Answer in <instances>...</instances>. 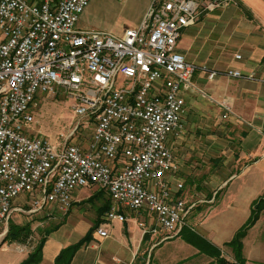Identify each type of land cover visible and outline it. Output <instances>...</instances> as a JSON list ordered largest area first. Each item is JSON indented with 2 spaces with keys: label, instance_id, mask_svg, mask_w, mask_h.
<instances>
[{
  "label": "built area",
  "instance_id": "1",
  "mask_svg": "<svg viewBox=\"0 0 264 264\" xmlns=\"http://www.w3.org/2000/svg\"><path fill=\"white\" fill-rule=\"evenodd\" d=\"M235 1L152 0L142 22L118 34L76 27L90 0H0V224L47 203L68 211L74 189L96 184L109 195L100 237L108 236L106 222L124 221L128 211L148 212L167 238L190 229L186 218L205 200L182 194L167 142L182 129L186 94L206 92L192 79L199 67L176 44L201 13ZM59 90L78 120L57 149L33 136L29 108L38 91ZM84 118L91 134L70 143ZM20 194L22 205L12 207Z\"/></svg>",
  "mask_w": 264,
  "mask_h": 264
},
{
  "label": "crops",
  "instance_id": "2",
  "mask_svg": "<svg viewBox=\"0 0 264 264\" xmlns=\"http://www.w3.org/2000/svg\"><path fill=\"white\" fill-rule=\"evenodd\" d=\"M151 2L152 0L148 1L146 11L139 23H134L132 27L142 22ZM202 15H207V18L201 23ZM207 24L211 25L210 31L216 35V38L212 39L213 45L206 51L204 59L210 58L212 49L219 50L212 63L215 68H207L205 60H200L199 64L202 65L198 66L192 79L193 77L206 78L222 88H218L217 91L212 88L213 91L207 92L195 82L206 94L195 92L191 95L186 94L182 129L176 135L170 136L169 140L173 155L180 166L177 173L181 170L195 175L194 168L200 172H205L204 169L215 171L208 176L209 179L200 182L204 184L202 186L204 190L200 191L201 197L198 196V199L205 201L198 202L195 208L200 209L201 203H206L208 206L205 211H202L199 222L202 234L198 233V235L220 248L221 256L225 257L221 245L224 246L247 222L252 203L264 196V137L262 135L264 130V81H262L264 78V0H236L224 8H215L208 13H201L195 24L186 27L196 28L194 32L187 34L183 29L176 44L177 51L183 54L186 60L190 61L191 44L195 40L199 39L203 41V44L208 42L206 37L198 38L203 25L206 27ZM236 54L240 55L239 59L235 58ZM229 63L232 64L229 65ZM229 69L254 73L256 78L228 76L225 72ZM208 70H214L217 73L209 78ZM223 102L230 107V110L233 109L238 115L250 120L255 127L242 131L235 162H227L226 159L215 166L214 163L210 164L206 161L207 156L210 160V157L214 155L208 153L209 150L205 148L212 147L213 142H208V138L203 140L205 147L200 148L198 152H190L187 149L185 151L182 145H188L186 142L190 140L185 133L188 131L186 126L192 123L191 118H204L206 115L204 110L211 111L206 118L212 117L211 115L219 112L220 109L215 106V103L222 107ZM209 105H212L211 108L207 107ZM221 116L220 114L217 118ZM215 152L217 153L218 150ZM182 194L188 200H195L184 190ZM99 195L98 191H95L88 194L85 199L72 200L73 203L80 204L91 198L96 199ZM99 207L100 205L95 210V218L90 222L85 220L80 232L73 239L69 237L74 230L67 229L65 221L60 222L47 236L42 248L41 260L37 264H54V259L62 248L78 241L92 227H96L102 216L98 210ZM124 214L127 218L124 221L106 222L107 237L98 236L94 228L90 240L75 252L70 264H190L189 261L195 258L201 259L199 264H218L215 256L201 251L182 236L174 235L167 238L166 232L156 227L148 214H146L147 217L142 215V212L128 211ZM96 242L102 243L103 246L99 247ZM242 255L245 264H264V208L256 221L246 229L242 239ZM225 258L233 259L230 255Z\"/></svg>",
  "mask_w": 264,
  "mask_h": 264
},
{
  "label": "rangeland",
  "instance_id": "3",
  "mask_svg": "<svg viewBox=\"0 0 264 264\" xmlns=\"http://www.w3.org/2000/svg\"><path fill=\"white\" fill-rule=\"evenodd\" d=\"M148 1L149 0H90L86 7V11H84L79 17L76 27L111 31L119 34V32H122L126 28L134 26V23H139L146 11ZM206 16H201V18H203L201 23L207 18ZM211 28L210 24H207L206 27L203 25L201 29L202 32L198 36V38L206 37L208 40L207 43L203 44V41L197 39L191 44L192 55L189 60L196 66L202 65L199 64L200 60H205L207 68H215L212 63L215 61L214 59L219 53V50L212 49L210 58L204 59L206 51L210 50L213 45L211 42L212 39L216 38V35L212 34V31H210ZM195 29L196 28L194 27H190L185 28L184 30L185 33L190 34L194 32ZM230 49L233 50L232 48ZM230 64L232 63H229V65ZM217 65H219L218 62ZM193 81L207 92H211L212 88H214L215 91L219 88L215 85L214 81L209 82L206 78L193 77ZM220 88H222V86ZM59 91L60 92L56 97L49 96L47 92L38 91L34 100L36 105L29 108V112L33 116V122L30 124L33 136L45 138L57 149L63 145L64 138L73 129L78 120V117L73 114L71 98H69L67 94L62 93L61 90ZM192 93L193 92H188V95H191ZM224 104L225 103L223 102L222 108L219 104L217 105L215 103V106L220 109L219 112L212 114V117L206 118L209 116V113L211 114V111L204 110L206 112L204 118H191L190 122L192 123L186 126V128L188 127V131L185 133V136L190 137V140L187 142L185 140L188 145H182L184 147L182 149L185 151L187 149L190 152H198L200 148L205 147L203 145V140L208 138V142H213L212 147L208 149L207 147L205 148L207 151L209 150L208 153L214 155L213 157H210V160L207 156L206 161H209L210 164L214 163L215 166L221 164L226 159L227 162H235L239 146L238 141L241 139L242 131L255 127V124L250 120L238 115L233 109L230 110V107ZM210 106L212 105L207 107L211 108ZM224 106L226 107L224 108ZM220 114L222 115L221 118H217ZM227 116L228 118H225ZM232 116L235 118H231ZM80 122L81 125L76 134L70 139V143L79 144L82 141H85L88 135L92 132V125L88 124L87 118L81 119ZM263 132L262 135L264 137ZM170 142V140L167 142L168 146H170ZM215 150H218V152L216 153ZM204 170L205 172H200L194 168L193 171L195 172V175L191 173L187 174V172L180 170L179 173L174 175L175 178H180L183 182V190L192 195L195 200H199L198 196L201 197L200 191L204 190H202L204 184L201 183V185L200 182L209 179L208 176L215 172L211 170L207 171L208 169ZM197 183H199V185ZM196 184L198 185V188ZM100 190L99 185L96 184L74 189L71 192L72 199H85L88 194H92L95 191H98L100 195L96 199L85 200L80 204L73 203L68 209L69 211L61 210L55 203H47L43 206L41 211L35 213H12L7 223L0 224V264H20L27 257L29 252L37 245L44 232L56 227L60 222L65 221L67 229L74 230L69 237V239H73L74 236L80 232L85 220L90 222L95 218V210L97 207L109 201V195L105 191ZM23 197L24 194H20L12 203V207L15 205H22ZM201 204L200 209L203 208L202 210L195 208L186 218L187 223L190 224V229L197 234H202L199 222L202 218V211H205L208 206L206 203ZM27 206L28 205L26 204V207ZM123 211L126 212L124 209ZM146 214L150 217L149 213L143 210L142 215L147 217ZM26 223L30 226L31 230L30 235L26 238V243L22 244L8 240L3 241L9 231V226L15 224L23 225ZM96 244H98L99 247L103 246L102 243L96 242ZM20 248H24L22 252L19 251ZM221 249L225 257L229 255L233 257L230 247L221 245ZM189 262L190 264H199L201 259L195 258Z\"/></svg>",
  "mask_w": 264,
  "mask_h": 264
},
{
  "label": "trees",
  "instance_id": "4",
  "mask_svg": "<svg viewBox=\"0 0 264 264\" xmlns=\"http://www.w3.org/2000/svg\"><path fill=\"white\" fill-rule=\"evenodd\" d=\"M93 199V198H91ZM108 208L107 202L100 205L98 208L100 215ZM264 208V196L256 199L252 203L251 214L247 222L237 230L234 236L226 242V246L230 247L233 254V259L228 260L227 258L221 256L220 248L213 246L208 240L202 238L197 233H194L191 229L184 227L177 235L182 236L187 242L196 245L201 251L206 252L211 256H215V260L218 264H245V259L242 255V239L245 235L246 229L250 227L256 219L259 217L261 210ZM101 217V216H100ZM96 227H92L82 238L78 241L69 244L68 246L62 248L54 259V264H70L71 259L75 252L85 243L90 240L91 233ZM56 229V227L46 230L44 234L39 239L37 245L29 252L27 257L20 264H37L41 260L42 248L47 236L51 231ZM30 226L26 223L23 225L15 224L9 226V231L4 237L3 241L8 240L11 242L26 243V238L30 235Z\"/></svg>",
  "mask_w": 264,
  "mask_h": 264
}]
</instances>
